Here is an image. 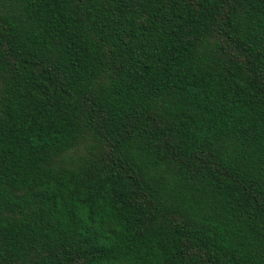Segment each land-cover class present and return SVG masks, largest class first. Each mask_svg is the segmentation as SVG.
<instances>
[{
  "label": "trees",
  "instance_id": "trees-1",
  "mask_svg": "<svg viewBox=\"0 0 264 264\" xmlns=\"http://www.w3.org/2000/svg\"><path fill=\"white\" fill-rule=\"evenodd\" d=\"M0 264H264V0H0Z\"/></svg>",
  "mask_w": 264,
  "mask_h": 264
}]
</instances>
